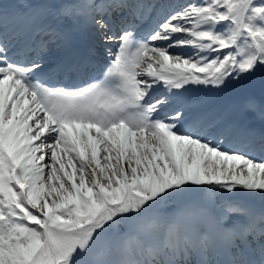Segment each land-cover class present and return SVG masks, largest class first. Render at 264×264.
I'll use <instances>...</instances> for the list:
<instances>
[{"label": "snow or ice", "instance_id": "snow-or-ice-1", "mask_svg": "<svg viewBox=\"0 0 264 264\" xmlns=\"http://www.w3.org/2000/svg\"><path fill=\"white\" fill-rule=\"evenodd\" d=\"M257 150L264 0H0V264H264Z\"/></svg>", "mask_w": 264, "mask_h": 264}, {"label": "bare ground", "instance_id": "bare-ground-1", "mask_svg": "<svg viewBox=\"0 0 264 264\" xmlns=\"http://www.w3.org/2000/svg\"><path fill=\"white\" fill-rule=\"evenodd\" d=\"M72 2H80L81 0H70Z\"/></svg>", "mask_w": 264, "mask_h": 264}, {"label": "rangeland", "instance_id": "rangeland-1", "mask_svg": "<svg viewBox=\"0 0 264 264\" xmlns=\"http://www.w3.org/2000/svg\"><path fill=\"white\" fill-rule=\"evenodd\" d=\"M168 208H169V206H168Z\"/></svg>", "mask_w": 264, "mask_h": 264}]
</instances>
